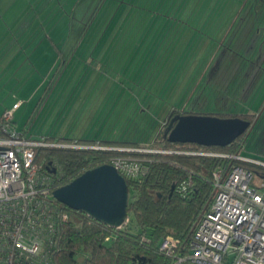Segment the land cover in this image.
Listing matches in <instances>:
<instances>
[{
    "label": "crops",
    "instance_id": "obj_1",
    "mask_svg": "<svg viewBox=\"0 0 264 264\" xmlns=\"http://www.w3.org/2000/svg\"><path fill=\"white\" fill-rule=\"evenodd\" d=\"M65 2L35 0L30 8L29 0H0V74L16 62L20 64H14V74L46 70V77L41 80L38 76L34 86V81L29 84L23 79L7 88L12 85L11 78L0 87L3 112L14 108L12 126L28 138L144 145L148 142L142 131H157L162 122L154 115L155 123L144 119L161 99L154 96L155 91L169 100L184 102L163 111L165 117L172 111L198 114L188 105L198 97L195 92L202 82L217 88L214 98L223 92V102L232 100L235 107L237 97L245 96L243 92L259 77L264 65V26L259 24L264 20V10L258 6L253 9L249 0L240 7L236 0H77L69 8H61ZM241 13L245 18L235 26ZM251 13L256 16L254 26L244 25L246 21L253 24L247 17ZM231 18L235 21L228 31H215L220 21ZM205 21H217L207 34L201 32ZM102 26L104 31H97ZM12 30H20L21 36L26 32L30 40L11 43L8 32ZM32 37L38 41L33 43ZM259 59L262 61L257 65ZM64 66L62 76L66 77L61 82L58 72ZM262 77L264 83V74ZM47 80L48 86L38 96ZM194 84L197 87L190 89ZM23 107V115L42 112L46 107L43 123L52 120L58 126H42L30 134L21 127V120L17 126L14 122V115ZM242 107L249 113L250 109ZM77 118L90 120L92 126L72 134L69 125Z\"/></svg>",
    "mask_w": 264,
    "mask_h": 264
},
{
    "label": "built area",
    "instance_id": "obj_2",
    "mask_svg": "<svg viewBox=\"0 0 264 264\" xmlns=\"http://www.w3.org/2000/svg\"><path fill=\"white\" fill-rule=\"evenodd\" d=\"M13 110L0 115V264H49L46 250L54 246L60 226L69 222L70 215L52 196L50 179L43 165L36 162L38 150L87 146L25 137L11 125ZM186 154L230 164L213 171L212 197L195 222L191 237L183 243L165 237L159 251L170 264H264V176L232 164L238 161L264 168V162L240 154ZM144 162L124 157L113 159L111 165L124 180L134 182L147 174ZM190 185L191 180L182 183L177 192H185ZM128 222L129 216L115 229Z\"/></svg>",
    "mask_w": 264,
    "mask_h": 264
},
{
    "label": "trees",
    "instance_id": "obj_3",
    "mask_svg": "<svg viewBox=\"0 0 264 264\" xmlns=\"http://www.w3.org/2000/svg\"><path fill=\"white\" fill-rule=\"evenodd\" d=\"M176 114L178 112L172 111L167 116L165 126ZM217 117H239L252 122L256 115L245 112ZM262 118L264 110L258 120ZM251 132L241 135L225 147L170 143L161 132L155 143H158L163 151L170 150L171 153L40 148L36 162L43 165L44 173L52 184V190L71 182L87 170L110 164L111 158L116 155L144 158V165L148 168L147 174L140 181L125 180L129 190L126 209L129 222L121 229L103 225L82 212L73 211L62 205L70 219L68 223L60 226L54 246L46 250L47 261L49 264H170V260L159 251V245L165 237H172L180 243L191 237L195 222L208 207L212 197L213 171L219 165L230 164V161L223 159L186 153L215 152L238 155ZM44 140L62 144L147 148L133 142H96L53 137ZM232 164L264 176V168L261 166L238 161H233ZM47 168L54 169V172L50 173ZM189 180L191 185L185 192H177L178 187Z\"/></svg>",
    "mask_w": 264,
    "mask_h": 264
},
{
    "label": "rangeland",
    "instance_id": "obj_4",
    "mask_svg": "<svg viewBox=\"0 0 264 264\" xmlns=\"http://www.w3.org/2000/svg\"><path fill=\"white\" fill-rule=\"evenodd\" d=\"M29 1H30L29 7L32 8L34 6L35 0H29ZM60 1H62V0H60ZM65 1L66 2L68 1V3L64 4L61 8L64 7L65 9H67L77 0H65ZM243 1L244 0H240V2H239V0H236V4L238 5V7L242 6ZM249 1H251L250 2L251 4L250 3L249 4L251 5V7L253 9L255 8V6H258V8H262V10H264V0H249ZM232 5H233L232 2H231V4H228V6L230 8L232 7ZM78 6H80V4ZM78 6H77V8H78L77 11L81 12V7H78ZM229 7H228V9L230 10ZM102 13H103V10H102L101 14ZM110 13H113V9L110 11ZM101 14L99 15V17L101 16ZM259 16L262 17V13ZM247 17L252 19L251 22H253V24H250V21H248V22L246 21L243 24L244 25L247 24V26H249V25L254 26L255 20H256L255 14L251 13V15L250 14L247 15ZM242 18H245V16H244V14L241 13L240 19L237 20V23L235 24V26L242 24ZM29 19H31V18H29ZM234 21H235V19H233V18L220 21L219 26L217 27V29L215 31H218V33H220L221 31H228L229 27L232 25V23H234ZM216 22L217 21H214V22L213 21H207V22L205 21V26H204V28L202 27L201 32L203 34H207L208 31H211L210 26H212V24H215ZM260 22H262V26H264V20L259 21V24H260ZM224 24H225V26H224ZM227 24H228V27H227V30H225ZM103 28L104 27L102 26V28L97 30V31H104ZM18 31H20V30H12V31L8 32V40L11 41V43H13V42H14V44L21 43L20 39L22 41L25 39L30 40V36H28V34L26 32H24V34L21 36V33H19ZM211 36L214 37L213 35H211ZM31 41L33 43H36L38 41V39L36 40V37H32ZM29 44H31V43H29ZM11 54L12 53H10L9 55H11ZM261 61H262V59H259L257 65H260ZM14 64H20V63H18V62L11 63L10 67L7 70L1 71L2 74H0V87L3 88L4 83L7 84V82H8L7 80H9L11 78H12V82H11L12 85H8L7 88H9L11 86L14 87L17 81L23 80V79H25L26 82L34 81V83H32L34 86L35 84H37L38 76H40L41 80L46 77V74H45L46 70H44V73H43V71L41 69H39V72L34 70V69H27V72H28L27 75L22 74L24 72V70H22L21 72H19L17 74H14L16 72V70L12 69ZM65 68H66V66H64L58 72V74H60L59 78L61 79V82L66 77V74L62 76V73L65 71ZM41 71L43 74L40 73ZM69 72H70V70H68L67 74H69ZM258 72H259V74H258L259 77H257V78L255 77L256 79L254 78L253 81H251L250 85H248L246 91L243 92V94H245V96L241 95L240 97H237L238 100L236 101L235 107L231 106L233 104L232 100H225L223 102V100L225 99L224 96H226L223 92H221L219 98H214V95H215L217 88L215 86L207 87L206 84H203V82L200 83L199 87L197 88V90L195 92V94L198 93L197 94L198 97L194 100L189 101L188 106L193 109V110H191L192 112H194V113L197 112L200 115H214V116L232 115L233 116V114H236V115L238 113L242 114L243 112H245V108H243L242 105L246 106V110L250 109V111H249L250 114H252V115L258 114L259 111L261 110L263 104H264V103L262 104V98L264 96V83H263V77L261 78V76L264 74V65L261 67V69H259ZM109 75L111 78H113L115 74L109 73ZM51 77H52V75H51ZM51 77H49V78H51ZM258 79H260V81ZM49 80H47L45 85L41 88L38 96L44 91L43 89H45L48 86ZM29 84H30V82H29ZM197 85L198 84L192 85L190 87V89L191 88L195 89V87H197ZM7 91L8 90L6 89L5 93H7ZM221 91H222V89H221ZM55 93H56V91L54 92V94ZM213 93H214V95H213ZM9 96H11V95L9 94ZM52 96H53V94H52ZM154 96L157 97V99L158 98H161V99L159 101L155 102V106H152L153 108L151 107L152 109L149 111V114H146V116H144V119L148 120L152 124V123H155V122H153V119H155L154 116H156V117L158 116L160 118V120H162V122L161 121L159 122V124H158L159 128L157 129V131L156 130L152 131L151 129H150V131H142L143 132L142 135L144 136L145 141L148 143H146L144 145H142V144H138V145L146 146L147 148H134V147H128V146L127 147L104 146V145H98V144L82 145V146H85V147L87 146L86 149H91V150H106V151L119 152V153H154L155 151L162 150L157 145L158 143L156 144L155 142L158 141L159 134L161 132H163V134H164V131H165L166 127L168 126V125L165 126V124H166L165 120H166L168 115L165 117L164 112H165V110H166V112H169L168 111L169 108L171 106L173 107V105L175 107L183 106L184 102L181 101V103H180L179 100H173V99L169 100L167 98V96H165L161 93L157 94V91H155ZM1 98H2V96H0V112H3L4 108H3L2 103H1ZM50 100H52V97L50 98ZM186 102H188V101H186ZM46 107H47V105H46ZM46 107L42 112L39 110L38 112H34L33 114H31L30 113L31 111H29V113L27 112L25 115H23V111H24L23 110L24 107H23L22 109H20V111H18V113L16 115H14V117H15L14 122H15L16 126H17V121L21 120V123H20L21 127L25 128V131L28 130L27 132L30 131L29 132L30 134L37 133V131H39L43 127L44 128L45 127L46 128H48V127L52 128V127L58 126V124L57 125L54 124L56 121L52 122V120L50 121V123H48V121H47L46 125L43 123V122H45L44 117L46 114ZM97 110L98 109H96L94 112H96ZM188 111H189V109H188ZM22 115H23V119H20V117ZM65 115L66 114H64V116ZM152 115H154V116H152ZM176 115H186V114L182 113V112H178V114H176ZM112 120L113 119L111 118L110 122L107 125V126H109V128H110V124H112L111 123ZM91 126H92V123L90 120L89 121L87 120L84 122V121L80 120V118H77L74 121V123L72 120V123H70L69 128H70V131L72 132V134H75V132H80L79 131L80 129L82 132L87 131V130H89V128ZM155 132H156V134H155ZM154 134H155V137H154ZM132 135H135L134 131L132 132ZM153 137H154V139H153ZM46 138H49V137H45V136L43 137V139H46ZM48 142L53 143V141H48ZM79 149H81V147ZM135 150H138V151H135ZM146 151H154V152H146ZM166 151H170V150H166ZM240 155L247 156L250 158H256V159H259L260 161L262 160L264 162V118L259 119L257 124L255 125V127L252 129L251 134L247 138L246 142L243 144V149L241 148ZM124 157H128V156L116 155V156H113L111 158V161L113 159H116V158H124ZM133 158L144 159V158H141L139 156H136ZM110 165H111V163H110ZM130 230L134 231L131 228H130Z\"/></svg>",
    "mask_w": 264,
    "mask_h": 264
},
{
    "label": "water",
    "instance_id": "obj_5",
    "mask_svg": "<svg viewBox=\"0 0 264 264\" xmlns=\"http://www.w3.org/2000/svg\"><path fill=\"white\" fill-rule=\"evenodd\" d=\"M264 110V104L250 123L239 117L175 115L163 137L170 143H191L204 147H225L249 134ZM47 170L50 173L54 169ZM52 196L64 207L111 228H119L127 217L129 190L124 178L110 164L87 170L71 182L53 190Z\"/></svg>",
    "mask_w": 264,
    "mask_h": 264
},
{
    "label": "flooded vegetation",
    "instance_id": "obj_6",
    "mask_svg": "<svg viewBox=\"0 0 264 264\" xmlns=\"http://www.w3.org/2000/svg\"><path fill=\"white\" fill-rule=\"evenodd\" d=\"M255 115H257V114H255ZM250 123H251V121H249Z\"/></svg>",
    "mask_w": 264,
    "mask_h": 264
}]
</instances>
